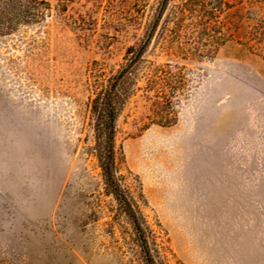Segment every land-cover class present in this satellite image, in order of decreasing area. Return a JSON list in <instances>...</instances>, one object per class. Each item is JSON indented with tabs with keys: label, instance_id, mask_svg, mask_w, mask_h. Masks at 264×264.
Returning <instances> with one entry per match:
<instances>
[{
	"label": "rangeland",
	"instance_id": "1",
	"mask_svg": "<svg viewBox=\"0 0 264 264\" xmlns=\"http://www.w3.org/2000/svg\"><path fill=\"white\" fill-rule=\"evenodd\" d=\"M48 1L45 21L0 35V264H145L90 102L159 0ZM187 1L171 0L120 112L117 174L165 264H264V58L248 36L262 11L224 0L204 19L196 0L178 26Z\"/></svg>",
	"mask_w": 264,
	"mask_h": 264
},
{
	"label": "trees",
	"instance_id": "2",
	"mask_svg": "<svg viewBox=\"0 0 264 264\" xmlns=\"http://www.w3.org/2000/svg\"><path fill=\"white\" fill-rule=\"evenodd\" d=\"M68 1L71 0H61L63 11L68 9ZM170 2L171 0H159L155 7L151 5L150 17L144 25L142 38L127 48L126 61L115 74L104 82L95 83V94L90 102L91 120L96 141L94 149L102 169L106 189L114 196L120 208L131 220L145 264L165 263L153 254L145 221L134 208L128 191L123 187L117 174L116 125L122 108L135 90L139 66L144 61L154 36L160 32L159 27ZM195 2L196 0H189L176 8L174 17L178 26H184L182 24L185 17L189 13L197 12L195 9L197 6H205L203 3ZM211 2V6L204 9V19H209L216 14L218 7L222 9L224 4L231 7L230 3L224 0H211ZM237 2L239 4L243 2L241 4L243 9L248 2L252 7L257 5L259 11H262V15L260 13L258 15L256 12V21L252 30L248 32V36L249 40L253 41L250 45L251 49L259 52L264 58V0H237ZM130 3L137 6L136 8L140 6V0H131ZM137 10L139 12L140 9ZM250 10L254 11V9H248L252 14ZM50 12L51 4L48 0H0V35L12 34L23 25L41 23L47 19ZM74 24L77 25L78 21L74 20ZM167 30V26H164L161 31L162 35ZM223 35L226 34L223 33ZM219 38L222 39L221 36Z\"/></svg>",
	"mask_w": 264,
	"mask_h": 264
}]
</instances>
